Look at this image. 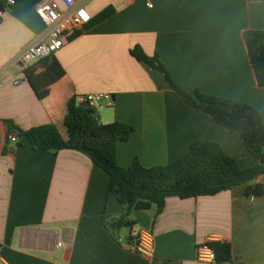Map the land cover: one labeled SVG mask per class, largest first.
Here are the masks:
<instances>
[{
    "label": "crops",
    "instance_id": "1",
    "mask_svg": "<svg viewBox=\"0 0 264 264\" xmlns=\"http://www.w3.org/2000/svg\"><path fill=\"white\" fill-rule=\"evenodd\" d=\"M49 1L63 10L59 0H13L0 20V264H207L196 260L206 242L230 244L231 263L224 264H264V195L169 198L158 214L131 212L133 226L113 234L107 225L122 209L107 195L108 176L88 157L10 144L5 152L6 121L21 130L52 124L66 139L70 103L105 94L112 102L97 111L99 123L134 129L116 144L122 169L136 159L146 169L167 166L204 141L218 144L239 169L254 166L241 141L192 110L129 51L139 46L147 57L156 55L187 93L245 103L264 117V88L243 39L247 31L264 32V0H89L92 19L107 7L115 15L21 72L16 57L45 33L34 9ZM254 183L264 185V177ZM131 229L152 234L151 257L117 243Z\"/></svg>",
    "mask_w": 264,
    "mask_h": 264
},
{
    "label": "trees",
    "instance_id": "2",
    "mask_svg": "<svg viewBox=\"0 0 264 264\" xmlns=\"http://www.w3.org/2000/svg\"><path fill=\"white\" fill-rule=\"evenodd\" d=\"M4 10V3L0 0V11ZM114 15L112 7L102 9L93 17L88 27L104 23ZM243 39L256 84L259 88H264V32L247 31L243 34ZM129 54L162 75L168 87L182 97L192 110L212 117L216 124L241 141L257 164L241 170L237 161L218 144L204 141L193 143L185 155L167 166L146 169L136 159L128 168L122 169L115 162L116 144L125 143L134 129L117 121L100 124L94 106L82 108L74 100L63 120L66 139L61 137L52 124L21 130L6 121L8 133L5 152L9 145L8 135L14 133L17 138L13 145L15 148L33 152L50 151L53 154L73 150L88 157L97 169L108 176L107 195H112L122 209L121 217L107 225L113 234L133 226V222L129 220L131 212L154 208L158 214L169 198L213 197L221 192L236 190H240L245 198L264 195V185L254 183L257 178L264 177V117L258 109L199 92L187 93L171 81L167 69L156 55L147 57L139 46L132 48ZM206 244L213 251L216 263H231L230 244Z\"/></svg>",
    "mask_w": 264,
    "mask_h": 264
},
{
    "label": "built area",
    "instance_id": "3",
    "mask_svg": "<svg viewBox=\"0 0 264 264\" xmlns=\"http://www.w3.org/2000/svg\"><path fill=\"white\" fill-rule=\"evenodd\" d=\"M2 1L5 9L13 4V0ZM87 1L89 0H59L63 10L52 1L35 7L36 17L44 25L45 33L35 43L21 50L16 57L15 64L21 72H24L33 63L58 52L69 39L85 30L92 20L86 9ZM4 11H0V20ZM18 84L19 81L14 83V85ZM111 102V97L105 94L88 95L81 100V103H88L91 106H102V104L109 106ZM8 142L10 145L17 142L14 133L8 135ZM116 240L118 244L139 256L149 258L153 255L154 238L149 231L131 229L126 239L118 238ZM196 260L207 264L215 262L214 253L206 243L197 248Z\"/></svg>",
    "mask_w": 264,
    "mask_h": 264
},
{
    "label": "rangeland",
    "instance_id": "4",
    "mask_svg": "<svg viewBox=\"0 0 264 264\" xmlns=\"http://www.w3.org/2000/svg\"><path fill=\"white\" fill-rule=\"evenodd\" d=\"M94 107H95V109H96L97 111H99L101 108H104L103 106H100V105H94ZM106 109H108V108H106ZM108 110H109V109H108ZM58 128H59L60 132H62V133L64 134V136H65L66 133H65L64 129H63L61 126L58 127ZM122 232H125V229H123Z\"/></svg>",
    "mask_w": 264,
    "mask_h": 264
},
{
    "label": "water",
    "instance_id": "5",
    "mask_svg": "<svg viewBox=\"0 0 264 264\" xmlns=\"http://www.w3.org/2000/svg\"><path fill=\"white\" fill-rule=\"evenodd\" d=\"M80 106L82 108H89V107H91V105H89L88 103H82Z\"/></svg>",
    "mask_w": 264,
    "mask_h": 264
},
{
    "label": "snow or ice",
    "instance_id": "6",
    "mask_svg": "<svg viewBox=\"0 0 264 264\" xmlns=\"http://www.w3.org/2000/svg\"><path fill=\"white\" fill-rule=\"evenodd\" d=\"M86 18V17H85Z\"/></svg>",
    "mask_w": 264,
    "mask_h": 264
}]
</instances>
